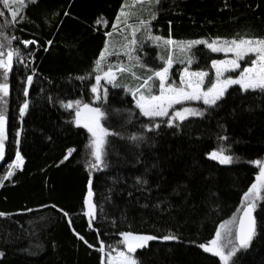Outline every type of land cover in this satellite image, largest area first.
<instances>
[{
	"label": "trees",
	"instance_id": "trees-1",
	"mask_svg": "<svg viewBox=\"0 0 264 264\" xmlns=\"http://www.w3.org/2000/svg\"><path fill=\"white\" fill-rule=\"evenodd\" d=\"M122 6L133 24L147 18L149 7L157 10L151 31L165 39L264 37V0H160L158 5L147 0H26L18 23H10V12L0 16L8 37L11 32L19 38L12 45L21 53L7 75L6 103L0 101L8 119L0 162V212L8 214L0 216V250L5 253L0 264H106V252L123 247V231L178 237L149 241L135 253L138 264H222L199 244L210 241L219 224L238 212L243 193L255 181L258 166L250 161L264 158V93L233 85L202 116L172 125L165 123L170 117H160L155 118L158 129L145 127L153 118L144 116L120 85L141 84L138 77L146 79L151 70L165 66L170 50L155 43L146 52L141 30L135 52L149 68L133 60L137 77L125 71L119 73V85L103 86L107 95L97 107L106 113L101 121L110 129L107 166L89 170L90 133L76 124L74 108L64 105L77 97L91 103L96 64L107 34L120 26L113 25ZM192 51V67L207 71L212 82L211 62L221 53L205 44ZM180 65L175 61L171 75L177 76ZM28 75L33 81L27 87ZM0 78L4 82L3 73ZM25 100L29 107L21 113ZM186 105L208 108L202 103L175 107ZM134 134L144 138L133 140ZM225 136L227 141L221 139ZM222 146L239 159L225 165L208 155ZM17 149L24 165L8 177L7 165ZM89 181L96 205L91 218ZM255 219L257 234L237 252L235 264H264V200L255 207ZM102 246L105 252L99 251Z\"/></svg>",
	"mask_w": 264,
	"mask_h": 264
},
{
	"label": "snow or ice",
	"instance_id": "snow-or-ice-1",
	"mask_svg": "<svg viewBox=\"0 0 264 264\" xmlns=\"http://www.w3.org/2000/svg\"><path fill=\"white\" fill-rule=\"evenodd\" d=\"M142 3L143 0H140ZM149 5H158L160 0H147ZM26 7V0H0V16L4 13L10 12L11 24L18 23V13ZM158 11L152 7L148 9L147 18H138L136 23L133 24L129 20L130 13L125 10L122 6L120 15L117 16L115 24H124L126 30L131 29L130 37H124V43L120 44L119 47L127 56L131 62L135 59L141 66L146 67L140 62L138 56L134 57L136 51L135 46L138 44L137 32L143 30L146 36L151 37L153 41H164L165 47L169 45L181 44V51H190L191 46L204 43L207 48L213 52H225L233 53L234 55L229 56L225 59L212 60V67L215 69L214 81L210 82L209 86H205V78L208 77V72L204 70L190 71L189 68L185 67L183 73L180 76V84L177 85L174 81L169 79L170 68L173 64V57L171 54L168 55L165 66L159 69H153L152 75L147 78L138 77L143 82L137 87H128V91L136 97V104L141 110L144 116L153 118V123L146 125L145 127L159 128L160 123L155 118L170 117L165 123L172 125L175 124L177 119L184 121L188 117L202 116L204 112L208 111L209 108L218 106V101L225 96L229 87L233 85H239L244 92L260 91L264 93V37L256 36H236L233 38H222L216 37L211 42L208 40H189L186 42H178L172 38L165 39L164 37L153 36L151 33V21L156 18ZM124 17V20H121ZM20 16V19H23ZM100 21H98L99 23ZM106 23V21H105ZM2 27V26H0ZM109 37L112 33L107 34ZM6 36L5 31H0V70L3 72L4 82H0V101L4 100L9 93V84L7 83V75L11 71L14 63V57H20L21 53L18 48H13L9 43L6 53L3 51L5 44L3 37ZM9 40L19 39L15 36H9ZM25 45L33 44L32 40H23ZM51 44V41H48ZM109 44L105 45L104 51L101 53L100 60L97 61L96 71L98 74L95 76L96 83L92 85V92L95 93V99L100 100L107 95V89L101 88V81L106 80L108 84L116 85L117 76L121 72H131L133 77H136V73L132 70L134 65H130L125 68L123 65L119 69L112 66H108L105 70L102 67V63L105 59V54L108 53ZM249 54H254L255 59L251 60L248 66L244 67L238 75H225L232 70L241 69V60L248 57ZM161 60H165L164 56L160 57ZM189 64L192 63V59L189 58L187 61ZM153 77L158 78L154 83L158 87V94L151 92V85L149 82L153 81ZM27 84L31 85L33 81V75H28ZM143 89V90H142ZM147 92V94H146ZM27 94V93H26ZM190 101H202L208 108H197L192 106H181L174 107L175 105H185ZM67 108L75 107V122L77 125L82 124L89 133L91 138L88 142V155L91 160L88 162L87 167L89 170L104 168L107 166L105 159L106 156V144L107 137L110 133V129L105 127L101 123V119L106 113L98 108L94 107L89 103H82L80 100L67 101L64 105ZM29 107V102L24 101L23 106L20 108V112L24 113ZM172 110L171 112L169 110ZM6 121L7 116L0 106V160L5 158V141H6ZM133 140L143 139L141 134L139 137L133 135ZM221 139L227 141V137ZM19 139L15 143L19 144ZM72 149H69L68 154H71ZM213 159L219 161L221 164H232L234 158L233 154H229L226 151V146L219 147L216 150L208 153ZM24 156L21 154L19 149L15 151V159L8 165L7 176L11 177L17 169H22L24 165ZM67 159V156H65ZM251 164L258 166V172L255 175V181L250 187L243 193V199L241 202L240 209L230 219L223 221L219 224L218 229L215 231L214 237L204 243H200L199 247L204 249L206 252L214 254L219 258L222 264H235L234 257L241 249H247L256 236V219L253 215L254 209L257 203L264 200V158L254 159L250 161ZM140 179L139 177L137 178ZM3 179H0V186L3 185ZM142 183L147 184L148 181L144 179ZM93 192L91 189V181H89L88 199L87 204V215L91 218L95 215L96 205L92 199ZM61 212L64 210L61 209ZM8 214L0 212V216H6ZM76 235L88 243L79 232ZM123 238L121 243L124 247H117L113 251L106 252V264H138V259L135 255L138 249H143L148 245V242L155 239H162L164 241L176 240L177 236L173 234L164 235L162 237H156L151 234L137 233L134 231H123L119 233ZM100 244L103 245L104 241L101 240ZM99 251L105 252V248L100 247ZM5 255L4 251L0 250V257Z\"/></svg>",
	"mask_w": 264,
	"mask_h": 264
},
{
	"label": "rangeland",
	"instance_id": "rangeland-1",
	"mask_svg": "<svg viewBox=\"0 0 264 264\" xmlns=\"http://www.w3.org/2000/svg\"><path fill=\"white\" fill-rule=\"evenodd\" d=\"M0 26H2V27H0V31H5L6 32V29H5V24H4V22H2V20L0 19ZM9 35L10 36H12V33L11 32H9ZM3 40H4V44H5V47H4V49H3V51L6 53V51H7V47H8V45H9V43L11 44V46L14 48V46L12 45V40H9L8 39V33L6 32V36L5 37H3L2 38ZM191 40H206L205 38H196V39H191ZM176 41H178V42H186L185 40H176ZM187 41H189V40H187ZM209 41V40H208ZM209 42H211V41H209ZM155 43H158V45H162V46H164V41L163 40H161V41H155ZM200 44H204V43H200ZM197 45H199V44H197ZM197 45H193V46H191V48H190V51H184V52H182L181 51V44H176V45H169V46H167V48L170 50V54L174 57V59H173V64H172V66L174 65V63H175V61H177V62H179V63H182V66L180 65V67H179V69L177 70V72H178V74H177V76H175V75H171V68H172V66H171V68H170V77H169V79L171 80V81H174L177 85H179L180 84V76L182 75V73H183V69L185 68V67H187V68H189V70L190 71H197V70H201V69H195V68H193L192 67V64H193V62H194V58H193V54H192V48L193 47H195V46H197ZM206 45V44H205ZM207 46V45H206ZM119 52H117V53H113V52H111V51H109L108 50V53L107 54H105L106 56H112V57H109V58H107V60H109V62H107V60L106 61H103V63H102V66H105V68H107L108 66H110L111 65V63H112V61L111 60H113L114 58H115V56L114 55H111V54H115V55H117ZM215 53H221V55H222V57H220V58H216V59H214V60H219V59H225V58H227V57H229V56H232V55H234L233 53H225V52H215ZM189 58H191L192 59V63L191 64H189L187 61H188V59ZM253 59H255V57H254V54H249V56L248 57H245L244 59H242L241 60V69H236V70H232V71H230L229 73H226L225 75H238L239 74V72L244 68V67H246V66H248L249 65V63L251 62V60H253ZM14 61H15V58H14ZM247 62L246 64H243V62ZM213 68V67H212ZM159 69V68H158ZM106 70V69H105ZM205 71V70H204ZM213 71H214V73H215V69L213 68ZM0 73L2 74L3 72H2V70H0ZM101 74V73H100ZM98 75V74H97ZM96 76V75H95ZM1 79V78H0ZM94 80H95V77H94ZM156 80H158V78H156V77H153V81H152V83L151 82H149V84L151 85V90L153 89V91L155 90V91H157L156 93H154V94H158V91H159V89H158V87L156 86V84L154 83ZM214 81V80H213ZM96 83V82H95ZM94 83V84H95ZM209 84H210V82L208 83V77H206L205 78V86H209ZM107 86L108 85V83H107V81L106 80H102L101 81V88L103 89L104 87L103 86ZM29 85L27 84V87H28ZM143 90V89H142ZM95 93H93V95H92V99H91V103L90 104H92L94 107H97L98 106V102L100 101V100H97V99H95ZM78 98V97H77ZM74 99V100H71V101H76V100H80V101H82L83 102V100L81 99V98H78V99ZM102 98H103V96H102ZM136 101V97L134 96V102ZM189 103H202L203 104V102L202 101H190V102H187L186 104H189ZM135 105L137 106V104H136V102H135ZM179 105V104H178ZM0 106H2L3 107V110H4V112H5V115H6V110H5V106H4V104L3 103H0ZM175 106H177V105H175ZM174 106V107H175ZM186 106H188V105H186ZM138 107V106H137ZM74 108V110H73V113L75 114V107H73ZM139 109V108H138ZM140 110V109H139ZM170 112L172 111L171 109L169 110ZM140 112H141V110H140ZM142 113V112H141ZM143 114V113H142ZM7 121H8V119H7ZM7 121H6V130H7ZM101 123H102V121H101ZM90 136H91V133H90ZM5 143H6V141H5ZM2 160H0V162H1ZM9 165V164H8ZM7 165V166H8ZM237 212H235V214H236ZM234 215V214H233ZM233 215H231L230 217H228L227 219H225V220H228V219H230ZM224 220V221H225ZM123 247H124V245H123ZM113 254H115V252L113 251Z\"/></svg>",
	"mask_w": 264,
	"mask_h": 264
},
{
	"label": "crops",
	"instance_id": "crops-1",
	"mask_svg": "<svg viewBox=\"0 0 264 264\" xmlns=\"http://www.w3.org/2000/svg\"><path fill=\"white\" fill-rule=\"evenodd\" d=\"M127 1H140V0H127ZM143 1H146V0H143ZM120 15V14H119ZM121 20L123 21L124 20V17H121ZM129 20H130V16H129ZM109 33H112V36L111 37H109L108 35H107V43L106 44H109V51H111V52H113V53H117V52H119L117 55H115V54H111V55H114L115 56V58L113 59V60H111L112 61V63H111V65L110 66H112V67H114V68H116V69H119L120 68V66L121 65H123L125 68H128L130 65H133L134 64V62H133V60L134 61H136L135 59H133L131 62L129 61V59H128V56L123 52V51H121V49H120V47H119V45L120 44H122V43H124L125 41H124V37L125 36H128V37H130V34H131V29L130 28H128L127 30H126V26L124 25V24H121L118 28L116 27L114 30H112V31H110ZM151 33H152V35L154 36V33L151 31ZM147 37V42H148V45L147 46H144L145 47V49H146V52H148V53H151V50L153 51L154 50V47H155V41H152V42H150V41H148L151 37H148V36H146ZM135 56H138L139 57V59H140V62H142V64H146L147 65V67L146 68H149V65L147 64V62L146 61H144L143 60V57H142V55L140 54V53H134V57ZM109 57H112V56H106L105 55V59H104V61H106L107 60V58H109ZM107 62H109V60H107ZM144 62V63H143ZM135 63H138L137 61L135 62ZM138 64H140V63H138ZM102 67H104L105 68V66H102ZM106 69V68H105ZM133 70V69H132ZM122 73V72H121ZM100 74V73H99ZM131 76H132V74H131ZM133 77V76H132ZM136 77H137V75H136ZM120 80H122V79H120L119 78V74H118V76H117V80H116V85H119V81ZM96 82V81H95ZM108 85H112V84H108ZM125 83L124 84H122V85H120V86H122V87H125ZM128 86H130V85H128ZM137 87V86H136ZM126 88H128V87H126ZM152 91V90H151ZM132 94V93H131ZM147 94V93H146Z\"/></svg>",
	"mask_w": 264,
	"mask_h": 264
},
{
	"label": "water",
	"instance_id": "water-1",
	"mask_svg": "<svg viewBox=\"0 0 264 264\" xmlns=\"http://www.w3.org/2000/svg\"><path fill=\"white\" fill-rule=\"evenodd\" d=\"M253 215L255 216V209H254Z\"/></svg>",
	"mask_w": 264,
	"mask_h": 264
}]
</instances>
